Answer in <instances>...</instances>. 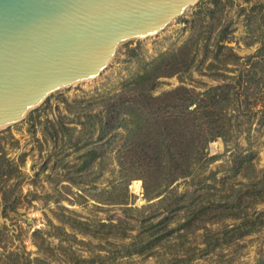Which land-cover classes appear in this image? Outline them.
Masks as SVG:
<instances>
[{
    "label": "rangeland",
    "instance_id": "374dc122",
    "mask_svg": "<svg viewBox=\"0 0 264 264\" xmlns=\"http://www.w3.org/2000/svg\"><path fill=\"white\" fill-rule=\"evenodd\" d=\"M0 264H264V0H199L0 128Z\"/></svg>",
    "mask_w": 264,
    "mask_h": 264
},
{
    "label": "water",
    "instance_id": "95a60500",
    "mask_svg": "<svg viewBox=\"0 0 264 264\" xmlns=\"http://www.w3.org/2000/svg\"><path fill=\"white\" fill-rule=\"evenodd\" d=\"M199 0H0V128L93 79L125 40L165 29Z\"/></svg>",
    "mask_w": 264,
    "mask_h": 264
},
{
    "label": "trees",
    "instance_id": "16d2710c",
    "mask_svg": "<svg viewBox=\"0 0 264 264\" xmlns=\"http://www.w3.org/2000/svg\"><path fill=\"white\" fill-rule=\"evenodd\" d=\"M174 121L176 122V123H178L179 122V120H177V119H174ZM180 124H181V122H180ZM187 124V123H186ZM212 124V123H211ZM175 125V124H174ZM177 125V124H176ZM189 125L187 124L185 127L187 128ZM168 127V126H167ZM169 128V127H168ZM212 128H214V127H212ZM212 130H214V129H212ZM181 132V135H183V136H186L187 134H186V132H183V130L182 131H180ZM196 133L195 132V130L193 129V128H191V133ZM216 132V133H215ZM218 131H210V135H211V137H208V138H206V141H209L210 139H213L215 136H216V134H219V133H217ZM197 138L198 137H196V136H192V138H190L188 141H187V146H188V149L190 150H186L185 152H187L189 155H191V154H194L195 152L196 153H199V151H197L195 148H196V146H194V143L196 142V140H197ZM170 147V146H169ZM195 149V150H194ZM92 155V154H91ZM183 155H185V154H183ZM171 158L173 157V154H171L170 153V155H169ZM173 160H175L174 158H173Z\"/></svg>",
    "mask_w": 264,
    "mask_h": 264
},
{
    "label": "bare ground",
    "instance_id": "6f19581e",
    "mask_svg": "<svg viewBox=\"0 0 264 264\" xmlns=\"http://www.w3.org/2000/svg\"><path fill=\"white\" fill-rule=\"evenodd\" d=\"M141 182L140 181H135L134 182V187L137 189V190H141Z\"/></svg>",
    "mask_w": 264,
    "mask_h": 264
}]
</instances>
